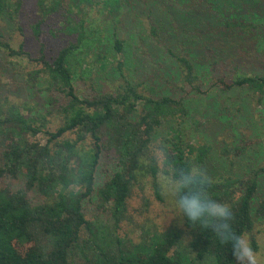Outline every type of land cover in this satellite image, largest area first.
<instances>
[{
    "label": "trees",
    "instance_id": "obj_1",
    "mask_svg": "<svg viewBox=\"0 0 264 264\" xmlns=\"http://www.w3.org/2000/svg\"><path fill=\"white\" fill-rule=\"evenodd\" d=\"M188 2L39 0L42 18L32 25L35 36L42 37L41 26L48 17L59 15L60 30L53 35L75 36V41L62 48L51 62L42 56L44 67L29 74L33 85L37 79L45 78L50 93H61L60 99L50 98L53 109L48 113L59 117L56 131L48 129L50 120L46 115L22 113L16 106L6 111L0 109V183L9 180L21 184L16 190H11L10 184L0 188V264H199L209 253H216L222 264H233L229 246L220 245L210 230L194 228L185 221L183 230L172 226L150 241L128 246L118 239L111 223L101 226L98 221L86 218L84 202L97 195L100 205L109 209L115 226L119 227L126 218L135 182L148 176L157 198L162 200L153 141L157 131L168 125L169 137L160 145L164 174L172 178L179 171L199 167L212 181L207 187L209 194L232 205L235 231L250 234L256 219L264 222V162L254 159L247 163L248 168L238 165H242V158L251 149L264 154V134L260 136L262 142L258 141L260 147H252L253 143L224 145L221 155L229 156L230 161L226 168L216 159L214 143L198 147L186 143L173 123L191 116L194 100L179 99L172 93L146 96L124 74L131 55L128 45L138 41L149 46L151 53L161 51L168 61L165 71L197 95L217 78L218 84L214 83L208 91L219 90L220 85L221 91L250 93L257 99V106L264 103V72L240 73L239 64L247 58L244 52L237 51L244 47L246 53H258V43L264 44V21L246 23L238 17L230 20V14L226 15L230 19L223 15L228 14L229 5L223 6L222 0H194L192 5L182 7ZM96 7L105 9L111 31L108 40L113 55L104 54L103 59L96 53V47L103 41L106 30L94 27L99 26V18H87ZM22 8V0H0V18L16 24ZM145 17L149 34L142 37L147 31L142 22ZM124 31L128 38L121 36ZM249 35H255L258 43L244 45L243 37ZM92 49L106 64L107 61L113 64L116 55L123 56L124 60L116 63L121 81L111 91L84 96L76 88L78 75L74 65L80 54ZM0 50L9 57L24 55L22 46L15 50L1 37ZM135 50L140 52L137 56L142 63L136 69L153 73L151 61L141 54V47L136 46ZM212 96H207V107L226 118L233 133L237 135L241 125L252 126L254 117L234 127V117H228ZM40 134L44 143L38 139ZM70 134L76 138H69ZM105 150L109 151L108 156H114L118 169L96 189V174ZM217 167L228 171L216 176L218 173L213 170ZM34 191L41 200L30 197ZM99 233L106 234L102 240ZM181 242L190 246L191 255L179 250ZM253 246L257 249L254 241Z\"/></svg>",
    "mask_w": 264,
    "mask_h": 264
},
{
    "label": "rangeland",
    "instance_id": "obj_2",
    "mask_svg": "<svg viewBox=\"0 0 264 264\" xmlns=\"http://www.w3.org/2000/svg\"><path fill=\"white\" fill-rule=\"evenodd\" d=\"M222 1H224L223 6H225L226 3L229 5L226 9L229 11L228 14L223 13L226 18H229L226 15L230 14V20H235L237 19L235 17H238L246 23H252V21H257L259 24L263 23L264 0ZM38 2L39 0H22L23 8L20 11L19 17H17L16 24L15 22L8 23V21H4L0 18L1 40L10 43L15 50H18L22 46L24 51V55L21 57H9L7 52L0 50V109L6 111L8 108L16 106L22 113H29V115L33 116L46 115L47 119L50 120L48 129L53 132L58 128L60 120L59 117L48 114L50 110L52 111L53 109L50 98L53 96L56 99H60L61 93H50V89L48 88L49 84L45 78L37 79L33 85L30 82L29 74L44 67L42 61H40L42 56L51 62L62 48L75 41V36L61 34L60 37H55L53 33L55 32L58 34L61 25L59 22V15H53L52 17H48L42 24V37H36L32 31V25L42 18V16H40ZM193 2L194 0H189L188 3H183L181 5L182 7L190 6ZM230 2L233 3L234 9H232ZM47 3L49 4V1H47ZM100 9H103L104 13H99ZM89 13L90 16L87 17L88 19L90 18L89 20L99 18V22L97 21L99 26L96 25L94 27L99 28L98 31L102 30L103 32L104 29L106 31H104L103 41L96 47L98 51L92 49V51L89 50L85 54H80L76 66L74 65V69L78 75L76 77V88L78 92L84 96H89L93 92L100 93L103 91H111L112 87L118 85L121 78L118 79L119 73L116 63L118 60H124L123 56L116 55L113 64L107 61V64L109 63L107 66L106 63L102 62V59L105 57L104 54L108 56L113 55L112 44L109 42L110 40H108L111 33L109 25H107L108 19L105 16L106 13L103 7H96ZM88 19H86L87 23ZM121 19H123V17ZM142 22L144 28L147 30L142 35V37H145L149 34L146 17L142 19ZM219 27L220 26H217V28ZM228 31L230 33V30ZM125 32L127 33V31H124L121 36L128 38ZM256 33L255 35H257ZM255 35L244 36L243 39H246L244 45L257 44L258 40ZM111 37L113 38V34H111ZM136 46L141 47V54L143 56L145 54V57L151 61L153 73L145 74L136 69L137 64L139 62L141 63V57L137 56L140 52H136ZM128 47V52H131V55L127 58L128 64L124 67V74H126L135 85L139 86L141 89L140 92L146 96L172 93L179 99L194 100L195 107L193 105H191L192 108L190 107L193 112H191V116L183 120L177 119L173 121L186 143L195 147L205 145L206 143H214L212 145L214 148L216 146V159L222 161L226 168H228V166H230V161L228 160L229 156L227 155L228 157L226 158L221 155V148L224 145L227 144L229 147L237 145L247 146L248 143H253L252 147H254L259 145V142H262L260 136L264 134L263 102L260 106H257V99L253 98L250 93L234 90L229 92L221 91L220 85H218L219 90L213 88L208 91V88L210 86L212 87L214 83L218 84L217 78L213 79L210 84H206L203 92L197 95L189 86H184L181 80L179 81L171 78L168 71H165L168 61L160 54L161 51L156 52L155 50V53H151L149 46L138 41L130 42ZM258 47L259 50L257 54L253 51L246 53L244 47L237 49L239 53L240 51L241 53L244 52V56L247 58L242 64H239L240 73L244 74V72H246L251 74L252 72H264V44L259 42ZM95 51L102 56V59L94 55ZM208 94L213 95L211 99H217L221 107L225 109V113L228 117H234L232 121L234 127H236V125L238 126L237 123L240 124L243 120L254 117L255 121H253L254 123L252 126L241 125L242 127L238 129L237 135L233 133V128L229 126L228 120L226 121V118L222 117L220 113L215 112L213 108L207 107L209 105L207 102ZM245 104H249V107L247 108ZM249 108L256 109V112H252ZM169 131V125L164 126L157 131L153 141V150L155 151L159 165L158 182L161 189V201L157 198L150 176L135 182L131 197L128 200L127 211L125 213L126 218L119 223V227L115 226L111 213L108 211L109 209L106 210L100 205L97 195L84 202L86 218L91 221H98V225L100 224L101 226L111 223L116 235L119 236L118 239L123 243H127L128 246H130V244L137 245L144 240L150 241L155 235L162 234L172 226H177L180 230L184 229V220L176 210L173 199L168 196L165 191L166 183L170 177L163 172V153L160 149V145L169 137ZM68 137L73 139L76 138L74 134H70ZM38 139H42L43 143L45 142L42 134L38 136ZM257 147H260V145ZM108 153L109 151L107 150L102 153L101 164L96 174V189H99V187L111 177L116 169H118L117 163L114 161V156L111 154L108 156ZM254 159L263 163L264 154H260L258 150L251 149L246 156L242 158V165L239 163L238 165L243 168H248L247 163H249L250 160L255 161ZM226 168L219 169L217 167L214 168L213 171L214 173H218L216 176H219L220 172L228 171ZM221 174L224 173L222 172ZM9 184L11 190H16L21 186L19 181L10 182L9 180H4L0 183V188H5L9 186ZM30 197L35 201L41 200L35 191L30 194ZM261 199L262 198L258 200ZM258 202L259 201H257V203ZM256 207L257 204L255 205V208ZM104 233L106 232L104 231ZM104 233H99V240L104 238L106 235ZM247 235L250 238L252 246L253 241L256 243L257 250L262 260H264V222L256 219L253 232Z\"/></svg>",
    "mask_w": 264,
    "mask_h": 264
},
{
    "label": "clouds",
    "instance_id": "obj_3",
    "mask_svg": "<svg viewBox=\"0 0 264 264\" xmlns=\"http://www.w3.org/2000/svg\"><path fill=\"white\" fill-rule=\"evenodd\" d=\"M212 183L199 167L182 170L166 183V194L173 199L181 218L190 226L210 230L220 245L230 247L233 264H264L260 253L255 249L249 236L235 231L232 205L220 202L207 191ZM179 250L191 255L190 246L181 242ZM199 264H222L216 253L205 254Z\"/></svg>",
    "mask_w": 264,
    "mask_h": 264
}]
</instances>
